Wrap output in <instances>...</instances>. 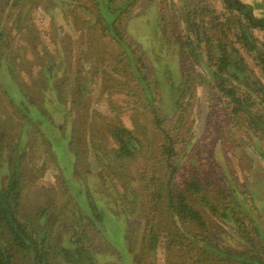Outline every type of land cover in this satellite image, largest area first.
Returning <instances> with one entry per match:
<instances>
[{
	"label": "rangeland",
	"instance_id": "1",
	"mask_svg": "<svg viewBox=\"0 0 264 264\" xmlns=\"http://www.w3.org/2000/svg\"><path fill=\"white\" fill-rule=\"evenodd\" d=\"M62 1L54 0L51 5L53 21L58 26L56 43L48 42L54 54L49 59L48 56L43 58L48 62L56 58V66L49 73H42L46 67L39 70L36 61L42 57V51L36 54L33 50L42 48L43 43L31 44L23 40L18 43L21 48L12 47L7 52L15 62L13 71L16 69L19 73L13 76L4 63L1 64L0 183L6 180L12 168L17 169L22 188V217L46 232L57 231L53 238L60 244L67 237L71 238L70 234L75 238L90 230L88 225L81 224V212L74 208L77 203L72 185L82 195L88 191L111 216L110 223H100L104 233L92 230L88 235L91 247L96 249L94 261L98 264H168V255H165L163 247L166 224L175 221L176 226L173 227L177 231L186 228L187 238L191 237L189 230L194 227L168 217V185L167 190L159 193L161 198L152 199L160 202L161 208L158 205V209L149 215L152 224L159 228L160 237L151 249L145 248L143 237L149 231L145 203L139 204L124 183L134 179L138 181L134 176L140 171L141 164L138 159L126 161V164L113 163L116 144L107 129L121 125L143 133L145 138L149 132L154 134L151 142L156 144L159 135L153 124V111L156 110L169 125L173 114L170 83L172 80L178 82L183 71L177 55L182 26H173L174 23L166 18L181 20L202 7L201 16L207 21L209 18L206 16L226 9L221 0H137L130 8L131 14L120 21L124 39L117 40L111 34L113 28L109 32V27L105 26L113 18L114 7L126 0L107 2L110 10L106 8L103 11L104 21L99 33L89 31V27H93V0H65L69 4L67 7ZM242 1L264 3V0ZM84 4L86 9L82 7ZM33 16L38 29L44 31L50 27V15L43 8L36 9ZM71 16L76 17L74 25L67 23ZM161 19H164L163 23H160ZM251 33L257 42H264V28L257 27ZM40 35L47 43L48 37L41 31ZM68 40L73 45L69 46ZM255 45V49L247 51L240 48L238 52L244 61L240 65L241 76L236 80L248 87L257 80L264 86V66L256 53L257 50L263 51V47L261 43ZM56 46L58 55L54 50ZM200 63L195 70L191 68L193 82L189 99L192 110L189 120L194 121V125L187 142L179 144L181 157L171 184L175 187L177 182H185L188 172L197 171L202 179L209 180L208 190L214 196L207 197V200L218 206L225 201L224 195L231 196L234 187L239 198H245V211L251 213L258 227V234L254 232V235L260 244L243 242L237 225L234 226L231 220L223 222L211 214L209 204L198 199L201 203L199 211L206 219L210 236L221 246L245 249L244 257L250 253L264 255V132L261 135L259 129H254L251 120L248 127H232L222 116L224 107L218 114V123L213 122L214 116L212 120L207 116V107L212 103L208 98L213 96V80L208 71L213 67L204 66L203 58ZM144 77H147V85ZM21 85L24 86L22 90L19 89ZM251 92L247 103L264 104V91ZM263 111L259 108L256 116ZM168 177L169 173L161 178L165 180ZM162 179L157 180L159 185ZM65 185H68L69 192L65 191ZM149 192L150 188L143 191L145 199ZM129 200L133 203L130 204ZM66 203L74 207H70V214L63 217L61 213ZM238 214L236 216L244 213ZM247 225L253 233L250 223ZM129 243H136L132 255ZM181 260L183 264L184 260ZM191 262L192 259L186 261L188 264Z\"/></svg>",
	"mask_w": 264,
	"mask_h": 264
},
{
	"label": "trees",
	"instance_id": "2",
	"mask_svg": "<svg viewBox=\"0 0 264 264\" xmlns=\"http://www.w3.org/2000/svg\"><path fill=\"white\" fill-rule=\"evenodd\" d=\"M112 1L93 0V7L95 8L93 27H89V31L101 32L100 27H102L101 24L104 21L103 11L106 8L110 10L107 2ZM136 1L126 0L121 5L114 7L113 18L110 24L105 27H109V32L113 28L114 32L111 34L117 40L124 39L120 21L131 14L132 9L130 8ZM221 2L226 11L219 14L213 12L212 15L206 16L209 18L207 21H205L204 16H201L200 11L204 9L202 7L198 11H194L192 15L188 13V16L186 15L181 20L175 19L174 21L172 17L166 18L171 20L169 21L171 24L174 23L173 26L179 24L182 26V33L178 35L177 55L180 58V67L183 68V71L178 82L172 80L170 83L173 114L171 116L172 120L168 123L169 125L165 123L163 118L158 116L156 110L153 111L155 117L153 124L159 135L156 144L151 142L154 134L151 133V135L149 132V136L145 138L143 133L141 134L135 129L121 125H112L107 129V133L116 144V147H114L116 161L114 160L113 163L122 164L124 162L126 164V161L138 159L139 164H141L140 171L135 173L137 176H134L138 181L134 179L124 183L129 186L139 204L145 203L146 223L149 226L148 235L143 237L145 248L151 249L156 239L160 237L159 228L156 229V226L152 224V217H149V215L156 209L161 208V203L152 199L161 198L159 193L166 189L168 185L170 187L169 191L166 189L169 195L166 208L169 211L168 217L178 219V223L181 221L183 225L194 227L189 230L192 233L191 237L187 238L185 235L186 228L177 231L173 227L176 226L175 221L166 224L163 247L165 255H168L166 258L167 262L169 260L168 264H181V259L184 260L183 264H188L186 261L190 262V259H192V262L189 264H195V262L196 264H220L221 262H226V264H264V255L250 253L248 257H244L245 252L243 250L245 249L238 250L221 246L217 239L210 236L206 219L199 211V204L201 203L198 199L203 204H209L211 214L216 215L225 223L226 220H231L235 224L234 226L237 225L244 238V240L242 239L243 242L248 241L252 245L260 244V241L258 242L254 235V232L258 234V227L254 223L251 213L245 211V198H239L234 191V187L231 190V196L224 195L225 201H222L221 205L218 206L207 200V197L214 196L210 195V190H208L210 184L207 181L209 180L202 179L197 171L188 172L185 182L179 181L175 187H172L171 184L181 157L179 144L187 142V137L192 132L194 125V121L189 120L192 110L189 99L191 94L190 85L193 82V74H191L193 70L191 68L195 70L196 67L200 66L202 58L204 66L213 67L208 71L213 80L211 85L213 96L208 98L212 103L207 107V116L211 120L214 116L213 122L218 123V114H220L221 107H224L225 113H222V116L227 118L226 122L230 123L232 127L242 128L241 125L248 127L251 120L254 129H259L258 132L261 135L264 132V111L263 114L256 116L259 108L264 110V104L255 103L254 101L247 103L252 95L251 91H264L262 82L260 80L254 81L248 87L236 80L241 76L239 72H241L242 67L240 65L244 61L243 55L238 53L240 48L248 51L256 48L255 43H261L263 51L257 50L256 53L259 54L264 66V55L262 53L264 52V42H257V39L251 33V30L257 27L264 28V3L249 4L242 0H221ZM62 3L65 7L69 6L65 0ZM53 4L54 0H0V68L4 63L7 71L13 76L15 73H19L16 69L13 71L12 65L15 62L13 57L11 58V54H7L9 48H21V45L18 46L19 40L31 44H35L34 42L36 44L43 43L42 48L33 50L36 54L42 51V57L36 59L39 70L46 67V70H43L42 73H49L56 66V58L50 59L53 62L43 60L45 56H48L49 59L54 54L50 51L48 42L50 44L56 43L55 31L58 26L53 21L54 13L51 10ZM82 7L86 9L87 5L84 4ZM38 8H43L50 15V27L44 29V31L38 29L33 21V14ZM207 12L208 10L205 11V13ZM12 16L13 18H11ZM9 18H11L10 21H8ZM76 21L75 16H71L70 20L67 18L68 24L74 25L73 23H76ZM162 21L164 19H161L160 23H163ZM97 25L99 28L96 29ZM40 31L48 37L47 43L44 36L40 35ZM84 38H87V36L85 35ZM68 44L71 46L73 42L71 43L68 40ZM54 50L58 55L59 48L56 46ZM81 53L86 54L84 49H81ZM14 59L18 58L14 57ZM28 62L30 64L29 60ZM186 66H190V68H185ZM144 79L147 85V77H144ZM262 87L263 89H261ZM19 89H24V86L21 85ZM22 95L24 96V94ZM76 98H78V95ZM143 149H145L144 152ZM123 168L125 167L123 166ZM160 169H163V171L159 172ZM168 173L169 177L163 180L161 177L166 176ZM158 179H162L160 185L157 183ZM72 188L77 206L74 207L72 204H68L70 202L68 201L61 216L64 217L67 213L70 214V207L73 206L81 212V224L88 225L87 227L90 230H85L80 237L72 238L73 234H70L72 239L67 237L66 241L60 244L54 241L53 238L57 235V231L50 230L46 232L35 223H31L28 218L22 217L20 174L16 168L9 171L6 180L0 183V264H98L94 261V256L97 255L96 249L91 247V240L88 235L92 230L99 234L104 233L103 225L100 223L103 221L106 224L110 223L111 216L101 204L92 199L88 191L82 195L73 185ZM149 188L150 192L146 194L145 199L143 191ZM65 191H70H68V185H65ZM129 202L131 204L133 200H129ZM238 211L244 214L236 216L239 215ZM247 223H250L253 233L247 229ZM84 240H87V242ZM129 245V251L132 255L136 243L133 245L129 243ZM172 259H175V261Z\"/></svg>",
	"mask_w": 264,
	"mask_h": 264
}]
</instances>
